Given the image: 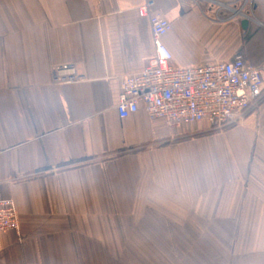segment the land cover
I'll return each instance as SVG.
<instances>
[{"label": "crops", "instance_id": "obj_1", "mask_svg": "<svg viewBox=\"0 0 264 264\" xmlns=\"http://www.w3.org/2000/svg\"><path fill=\"white\" fill-rule=\"evenodd\" d=\"M145 1L0 0V264H264V92L222 129L118 116ZM153 1L172 65L264 64V0ZM67 62L85 80L53 84Z\"/></svg>", "mask_w": 264, "mask_h": 264}, {"label": "built area", "instance_id": "obj_2", "mask_svg": "<svg viewBox=\"0 0 264 264\" xmlns=\"http://www.w3.org/2000/svg\"><path fill=\"white\" fill-rule=\"evenodd\" d=\"M136 10L140 17L149 20L154 56L141 72L121 79L115 106L120 118L143 109L150 118L160 119L170 128L183 123H203L222 129L240 121L260 100L264 92V64L247 63L237 53L227 61L174 66L171 51L163 43L170 22L155 9L153 0H146ZM84 80L85 76L78 73L72 62L57 64L50 70L53 84ZM18 228L13 200L1 199L0 232Z\"/></svg>", "mask_w": 264, "mask_h": 264}, {"label": "rangeland", "instance_id": "obj_3", "mask_svg": "<svg viewBox=\"0 0 264 264\" xmlns=\"http://www.w3.org/2000/svg\"><path fill=\"white\" fill-rule=\"evenodd\" d=\"M204 130H213V128H209V127H207V128H205Z\"/></svg>", "mask_w": 264, "mask_h": 264}, {"label": "water", "instance_id": "obj_4", "mask_svg": "<svg viewBox=\"0 0 264 264\" xmlns=\"http://www.w3.org/2000/svg\"><path fill=\"white\" fill-rule=\"evenodd\" d=\"M244 23V22H243Z\"/></svg>", "mask_w": 264, "mask_h": 264}]
</instances>
